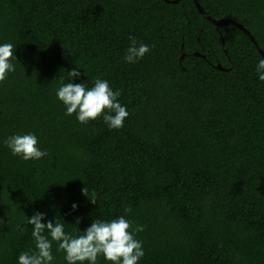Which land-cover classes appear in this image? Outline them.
Here are the masks:
<instances>
[{
  "label": "trees",
  "instance_id": "obj_1",
  "mask_svg": "<svg viewBox=\"0 0 264 264\" xmlns=\"http://www.w3.org/2000/svg\"><path fill=\"white\" fill-rule=\"evenodd\" d=\"M197 2L264 52V0ZM129 37L150 48L135 63L123 60ZM4 42L15 71L0 81V264L34 249L26 216L37 210L71 234L126 216L143 226L138 264H264L262 56L245 32L214 26L193 0H0ZM74 68L73 83L120 90L121 128L64 114L55 90ZM28 132L47 156L4 146Z\"/></svg>",
  "mask_w": 264,
  "mask_h": 264
},
{
  "label": "clouds",
  "instance_id": "obj_2",
  "mask_svg": "<svg viewBox=\"0 0 264 264\" xmlns=\"http://www.w3.org/2000/svg\"><path fill=\"white\" fill-rule=\"evenodd\" d=\"M129 39L131 43L125 50L123 60L125 63H135L150 48L143 42L138 43L133 37ZM13 49L12 43H0V81L8 73L15 71L11 62ZM256 73L257 78L264 81V57L258 59ZM80 75L76 68L68 71V82H64L62 78L55 90L56 98L64 105V114H75L76 120L81 124L102 116L109 129L121 128L129 113L118 99L120 90L114 91L107 80L99 77L95 78L91 87L83 82H71ZM3 144L13 156L24 161L39 160L48 155L46 150L38 146V138L31 132L10 135ZM87 192V187L82 189L83 195L95 204V193L90 198ZM78 207L76 202L71 204L74 212ZM124 211L130 213L131 209L125 207ZM26 222L32 226L34 249L21 252L17 256V264H54L53 241L57 245L56 251L63 252L65 264H97L98 257L101 256L109 264H138L145 254L142 242L136 239V234L143 231V226L133 227L132 222L124 215L111 220L94 218L87 228L82 231L78 229L76 234L66 232L63 223L48 219L46 213L38 210L30 217L26 216ZM76 223H80L79 217Z\"/></svg>",
  "mask_w": 264,
  "mask_h": 264
},
{
  "label": "water",
  "instance_id": "obj_3",
  "mask_svg": "<svg viewBox=\"0 0 264 264\" xmlns=\"http://www.w3.org/2000/svg\"><path fill=\"white\" fill-rule=\"evenodd\" d=\"M166 3L169 4H177L179 3L181 0H164ZM199 13L209 22H211L214 26L216 27H222V26H226V25H233L235 27H237L238 29H240L241 31L245 32L249 38L251 39V41L253 42V44L255 45V47L257 48V50L259 51V53L261 54L262 57H264V52L259 48V46L257 45L255 39L251 36V34L246 30V28H244L242 25H240L239 23L233 22L231 20H214L211 17H209L205 11L203 10V8L199 5V3L197 2V0H193ZM197 56H199V54H196ZM184 58V55L182 56L181 59ZM217 69L218 70H222L225 71L224 68H222L220 65H217Z\"/></svg>",
  "mask_w": 264,
  "mask_h": 264
}]
</instances>
